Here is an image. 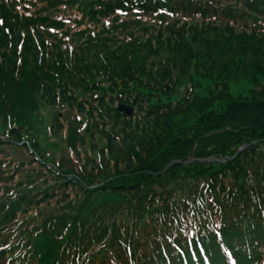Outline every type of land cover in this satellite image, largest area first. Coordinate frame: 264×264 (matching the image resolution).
I'll list each match as a JSON object with an SVG mask.
<instances>
[{
	"label": "trees",
	"instance_id": "obj_1",
	"mask_svg": "<svg viewBox=\"0 0 264 264\" xmlns=\"http://www.w3.org/2000/svg\"><path fill=\"white\" fill-rule=\"evenodd\" d=\"M263 80L264 0H0V264H264Z\"/></svg>",
	"mask_w": 264,
	"mask_h": 264
},
{
	"label": "water",
	"instance_id": "obj_2",
	"mask_svg": "<svg viewBox=\"0 0 264 264\" xmlns=\"http://www.w3.org/2000/svg\"><path fill=\"white\" fill-rule=\"evenodd\" d=\"M119 110L125 112L127 115H132V113H133V109L130 106L121 105L119 107ZM243 150H245V148H242L240 151H243ZM201 161H203V160H201Z\"/></svg>",
	"mask_w": 264,
	"mask_h": 264
},
{
	"label": "rangeland",
	"instance_id": "obj_3",
	"mask_svg": "<svg viewBox=\"0 0 264 264\" xmlns=\"http://www.w3.org/2000/svg\"><path fill=\"white\" fill-rule=\"evenodd\" d=\"M263 83H264V80H263ZM237 91H238L237 87H233L232 94L236 95Z\"/></svg>",
	"mask_w": 264,
	"mask_h": 264
}]
</instances>
